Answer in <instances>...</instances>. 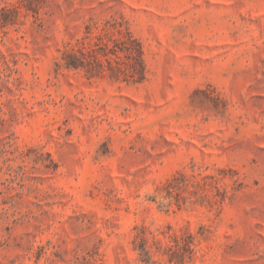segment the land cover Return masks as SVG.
<instances>
[{
    "label": "rangeland",
    "instance_id": "obj_1",
    "mask_svg": "<svg viewBox=\"0 0 264 264\" xmlns=\"http://www.w3.org/2000/svg\"><path fill=\"white\" fill-rule=\"evenodd\" d=\"M0 264H264V0H0Z\"/></svg>",
    "mask_w": 264,
    "mask_h": 264
}]
</instances>
